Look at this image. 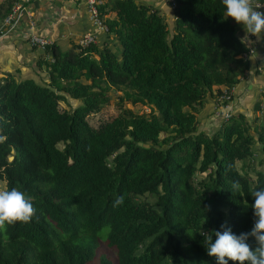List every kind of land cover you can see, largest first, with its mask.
I'll list each match as a JSON object with an SVG mask.
<instances>
[{
    "label": "trees",
    "instance_id": "1",
    "mask_svg": "<svg viewBox=\"0 0 264 264\" xmlns=\"http://www.w3.org/2000/svg\"><path fill=\"white\" fill-rule=\"evenodd\" d=\"M18 1L0 0V21ZM167 2L172 26L151 5L95 0L102 46L51 42L34 77L0 69V184L37 210L0 231V264H217L205 235L252 230L262 103L252 120L237 113L198 130L209 96L232 99L249 49L222 0ZM113 91L119 112L90 123Z\"/></svg>",
    "mask_w": 264,
    "mask_h": 264
},
{
    "label": "crops",
    "instance_id": "2",
    "mask_svg": "<svg viewBox=\"0 0 264 264\" xmlns=\"http://www.w3.org/2000/svg\"><path fill=\"white\" fill-rule=\"evenodd\" d=\"M137 3L158 8L167 23L172 26L173 11L167 0H135ZM236 35L253 52L248 55L249 69L245 77L233 88L232 99L228 101L230 111L226 115L216 116L221 107L213 97L198 115V130L208 134L216 131L222 120L231 115L242 113L248 120L254 119L255 103H262L264 115V34L250 37L242 25L235 22ZM88 32H94L95 43H105V33L96 29L83 0H32L24 5L15 25L7 26L0 21V69L14 72L17 77H34L36 63L44 51L30 43V37L36 35L55 42L61 50H69L77 40ZM214 116V117H213Z\"/></svg>",
    "mask_w": 264,
    "mask_h": 264
},
{
    "label": "clouds",
    "instance_id": "3",
    "mask_svg": "<svg viewBox=\"0 0 264 264\" xmlns=\"http://www.w3.org/2000/svg\"><path fill=\"white\" fill-rule=\"evenodd\" d=\"M227 17L243 26L246 33L255 37L264 34V11L254 0H222ZM234 191H239V181L232 184ZM255 202L252 205L256 220L250 232L239 236L232 233L226 225H221L223 231H215V241L212 235L207 239V253L215 257L217 264H264V188L253 191ZM123 197L117 203H121ZM32 198L16 188L0 189V231H6L8 225L17 222L29 223L36 215ZM249 237L254 238L256 246L248 243Z\"/></svg>",
    "mask_w": 264,
    "mask_h": 264
},
{
    "label": "built area",
    "instance_id": "4",
    "mask_svg": "<svg viewBox=\"0 0 264 264\" xmlns=\"http://www.w3.org/2000/svg\"><path fill=\"white\" fill-rule=\"evenodd\" d=\"M32 0H19L16 5L13 7L11 13L7 15L2 21L5 23L7 26H13L17 23L20 14L22 13V10L24 8V5L27 4L28 2H31ZM85 3L87 10L90 14V19L92 20L93 24L95 25L96 29L104 31V25L101 23V20L99 19L98 16V11L96 8L95 0H83ZM256 5L260 6V9L258 10H264V3L254 1ZM250 37H254L251 34H249ZM96 40V36L94 32H88L82 35L78 40H77V45H80L82 47L87 46L89 44H94ZM30 43L43 51L45 48L51 43L49 39L45 37H39L36 35H32L30 37ZM253 52V49L249 50V54ZM248 54V55H249ZM222 98V97H221ZM224 99H227V96H223ZM221 109L217 111L215 116H223L226 115L228 117V112L231 110L228 102L225 105H219Z\"/></svg>",
    "mask_w": 264,
    "mask_h": 264
},
{
    "label": "rangeland",
    "instance_id": "5",
    "mask_svg": "<svg viewBox=\"0 0 264 264\" xmlns=\"http://www.w3.org/2000/svg\"><path fill=\"white\" fill-rule=\"evenodd\" d=\"M120 92H111V99H110V103L105 106L99 113L95 114V115H91L90 117H88V120L90 123H97L98 121H105L109 118H112L113 116H115L118 112H119V103L117 98V95H120ZM125 107H129L130 109H132L134 112L136 113H145L148 112V109L142 105H132L130 103H124L123 104ZM0 189H4V185L0 184Z\"/></svg>",
    "mask_w": 264,
    "mask_h": 264
}]
</instances>
